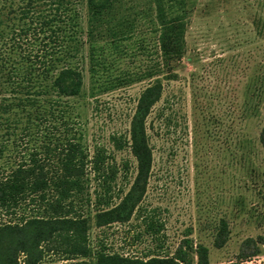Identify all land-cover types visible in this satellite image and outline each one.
Masks as SVG:
<instances>
[{
	"label": "trees",
	"instance_id": "obj_1",
	"mask_svg": "<svg viewBox=\"0 0 264 264\" xmlns=\"http://www.w3.org/2000/svg\"><path fill=\"white\" fill-rule=\"evenodd\" d=\"M19 1L18 7L11 9L10 31L0 32V91L10 94L0 101V124L8 131L7 137L21 129L20 137H29L35 144L8 173L0 170V211L17 217L29 207L31 215L0 224V264H45L50 252L63 256L56 264H88L90 258L95 264H212L209 247L189 235L173 254L144 256L111 251L103 242L93 248L90 238L93 221L102 230L144 215L141 205L155 163L150 135L154 124L149 119L164 97L163 81L179 79L178 69L187 53L186 35L199 0ZM147 31L157 36L158 59L137 76L127 74L112 85L122 88L155 80L142 91L128 134L112 137L117 149L127 148L136 162L129 190L114 205V185L120 172L113 166L114 158L100 147L90 155L83 134L75 132L72 120L66 119L68 112L60 99L82 93L83 63L89 62L94 73L97 66H106L103 57L109 44L118 50L136 33ZM146 42L143 36L142 50L148 49ZM171 123L168 116L165 126ZM259 142L264 151V126ZM7 150L1 140L0 160ZM128 164L124 163L126 170ZM89 170L95 174L93 179ZM92 180L99 187L94 220L77 208L79 202L91 207ZM156 214L150 212L143 218L144 230L127 237L129 246L144 237L160 238L165 226ZM230 236L229 221L217 220L214 247L225 248ZM252 243L248 241L247 247ZM258 244L264 246V238ZM259 245L256 243L249 254L241 253L240 260L259 256Z\"/></svg>",
	"mask_w": 264,
	"mask_h": 264
},
{
	"label": "rangeland",
	"instance_id": "obj_2",
	"mask_svg": "<svg viewBox=\"0 0 264 264\" xmlns=\"http://www.w3.org/2000/svg\"><path fill=\"white\" fill-rule=\"evenodd\" d=\"M20 3L0 0V32L11 28V9ZM191 21L179 79L163 81L164 97L149 119L154 124L150 135L155 163L141 205L144 215L102 230L93 221L91 244L94 248L103 242L111 251L131 256L168 255L189 235L209 247L212 264H264V246L258 244L264 238V151L259 142L264 126V0H199ZM143 36L147 50L140 47ZM157 59V36L152 31L138 32L118 50L109 44L103 57L106 66H97L94 73L89 62L83 63L82 93L60 99L68 112L66 119L72 120L75 132L83 134L90 155L100 147L114 158L113 166L120 171L114 205L129 190L136 162L127 148L117 149L112 137L128 134L138 99L155 80L122 88L112 85L119 77L144 72ZM8 97L9 93L0 91V101ZM168 116L172 123L166 127ZM7 135L0 124V141L8 146L0 160L1 174L27 157L35 144L29 137H20L21 129ZM89 171L93 179L95 174ZM90 187L91 207L79 202L77 208L94 220L99 187L94 180ZM150 212L164 223L160 238L144 237L129 246L127 237L144 230L143 218ZM23 215H31L29 207L17 217L0 211V224ZM220 218L229 221L231 236L225 248L216 249L213 227ZM248 241H253L250 248ZM256 243L259 256L241 261L240 254L254 251ZM61 259L62 255L50 252L44 263H61ZM88 264H95L94 258Z\"/></svg>",
	"mask_w": 264,
	"mask_h": 264
}]
</instances>
